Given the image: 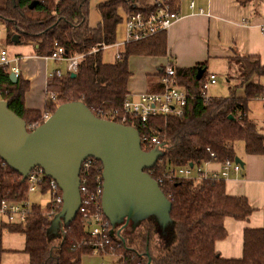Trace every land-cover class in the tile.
I'll use <instances>...</instances> for the list:
<instances>
[{
  "label": "trees",
  "instance_id": "1",
  "mask_svg": "<svg viewBox=\"0 0 264 264\" xmlns=\"http://www.w3.org/2000/svg\"><path fill=\"white\" fill-rule=\"evenodd\" d=\"M239 5H252L254 16L260 15L261 0H236ZM125 0H105L98 4L100 23L90 27L89 0H2L0 21L6 30V42L36 46L35 55L50 56L57 46L63 56L81 54L74 76H52L46 89L55 101H45V109L54 112L57 106L82 102L95 116L134 127L140 138L158 137L155 144L142 147L158 149L162 155L151 169L150 176L158 181L170 203L171 225L161 234L152 218L144 220L133 233L129 228L112 227L114 241L105 246L104 255L117 256L118 264H264V228L246 227L243 232L242 257L223 258L215 250V242L227 235V217L244 221L253 209L242 197L229 195L222 180L173 179L168 181L164 171L170 166H199L206 162H236V146L244 144L246 154L264 155V136L248 115L247 103L264 96L260 77L264 64L257 55L235 54L228 60L225 80L227 96L201 97L206 77V63L190 68H177V76L189 103L182 117H153L147 122H122V105L130 94L127 86L131 72L128 58L165 56L166 37L163 33L152 38L125 43L123 54L113 63L102 61V51L115 43L116 28L121 18L119 6ZM9 69L0 65V99L26 125H41V112L25 107L27 81L20 74L17 82L9 78ZM200 73V75H199ZM231 81L237 83L232 84ZM183 82L185 84H183ZM151 91H158L153 85ZM240 92H242L240 94ZM211 154L217 160L211 159ZM2 185L0 201L21 200L26 191L21 176L9 168L0 169ZM33 214L24 225L7 226V232L23 235V250L28 264H81L83 255L92 254L84 219L77 213L68 224L59 223L56 232L54 217L46 215L48 205L34 204ZM5 253L0 241V258Z\"/></svg>",
  "mask_w": 264,
  "mask_h": 264
},
{
  "label": "water",
  "instance_id": "2",
  "mask_svg": "<svg viewBox=\"0 0 264 264\" xmlns=\"http://www.w3.org/2000/svg\"><path fill=\"white\" fill-rule=\"evenodd\" d=\"M13 43L19 41L17 34ZM72 73L71 76H74ZM200 75V73H199ZM12 82H17L13 72ZM162 153L145 152L138 131L131 126L95 116L82 102L64 103L33 131L0 100V158L21 176L39 166L62 191L63 205L54 216L53 235L59 223L73 221L80 207L79 170L83 160L93 157L103 166L102 207L112 227L131 231L152 218L161 234L171 225L170 203L157 181L145 171ZM236 162L241 163L240 159ZM128 225V226H127Z\"/></svg>",
  "mask_w": 264,
  "mask_h": 264
},
{
  "label": "built area",
  "instance_id": "3",
  "mask_svg": "<svg viewBox=\"0 0 264 264\" xmlns=\"http://www.w3.org/2000/svg\"><path fill=\"white\" fill-rule=\"evenodd\" d=\"M183 0H142V5L125 7V15L123 17L125 25L126 43H133L152 38L158 34L166 32L180 16V8ZM195 3L190 0L189 8L193 10ZM207 9H200V13H204ZM264 33V31H263ZM63 48L57 46L50 56L45 59H53L55 61H66V74L76 73L78 63L82 58L81 54H75L72 57L63 56ZM121 53H117V58L121 57ZM0 65L7 67L9 72H13L18 78L20 68L16 60L9 57L5 48H0ZM62 77L59 69L47 73V78L52 76ZM159 86L158 91L147 90L139 94H129L124 100L122 110V122H147L153 117H182L187 107L190 97L187 94L177 76V68L173 66L170 59L165 61V65L157 70ZM217 82L215 74L208 73L202 85L201 97L209 99L208 90ZM2 100V99H0ZM46 100L55 101V95L46 92ZM45 100V101H46ZM262 102L264 108V96L257 99ZM53 112L44 109L41 112L42 122L46 121ZM37 126L26 125V129L31 132ZM260 135L264 136V125L258 128ZM158 141L157 136L150 139L144 138L142 142L147 145L155 144ZM143 148V147H142ZM212 160H217L211 154ZM215 165L214 169L210 166ZM9 165L0 158V169L8 170ZM241 163L226 160L219 162H206L199 166H170L165 173V179L171 181L173 179L187 180H222L225 183L239 178L241 175ZM103 166L100 161L93 157H88L81 162L79 170V193L80 207L77 213H80L84 219V225L89 235L88 245L92 247V254H105V246L110 245L115 239V235L111 232V222L104 215L102 207L103 194ZM235 177V178H234ZM26 186L25 195L21 200L4 199L0 201V241L4 232H7V226L24 225L27 218L33 214L34 204L31 202L30 195H47L44 202L36 205L46 206L48 209L46 215L48 217L56 216L62 209L63 199L62 191L57 182L48 177L44 170L37 166L30 170L23 181ZM159 187L163 186V179L157 181ZM2 179L0 178V187ZM115 255V254H114ZM108 256V255H104ZM111 256V255H110Z\"/></svg>",
  "mask_w": 264,
  "mask_h": 264
},
{
  "label": "crops",
  "instance_id": "4",
  "mask_svg": "<svg viewBox=\"0 0 264 264\" xmlns=\"http://www.w3.org/2000/svg\"><path fill=\"white\" fill-rule=\"evenodd\" d=\"M103 1L105 0H96L92 9L98 11V4ZM193 1L195 3L193 10L189 8L190 0L182 1L180 18L163 33L166 37L165 56L133 55L140 57L143 67L136 71L134 63L131 64V67L128 66L130 72L131 70L135 71V74L131 72L128 80L127 89L130 94L135 95L152 90L151 87L156 86L158 82L156 71L165 65L167 59L176 58V56L181 66H190L193 63L197 65L204 61L207 63L206 70H211L208 73L215 75L221 71H223L222 73L227 72L228 60L235 54L257 55L260 60L264 61V0H261L262 16L253 15L251 4L241 6L236 0ZM202 8L207 10L200 13ZM99 19H101L100 14ZM205 32H207L206 40L203 36ZM199 41H206V59L199 55L197 48L190 46ZM28 47H30V52L19 49H15L13 54L8 50L7 52L9 57L16 60L20 73L24 75L25 78L22 77L28 84L26 92H29L35 100L32 103L25 98V107L31 111L42 112L45 109L47 71L45 72L39 63L41 56L35 55L34 48L36 46L28 45ZM0 48H3L1 44ZM185 58L189 61L185 62ZM259 81L264 87V79L261 77ZM254 121L256 122V120ZM262 125H264V121L257 124L258 127ZM238 158L241 161V175L239 178L234 177L235 179L225 183V190L229 195L235 196L233 191L230 192L232 187L248 181L253 182L246 184V188L242 185L235 188L239 193L247 195V202L253 212L244 221L231 217L224 220L227 235L224 239L215 242V250L221 257L232 259L242 257L243 232L246 227L264 228V155H246ZM215 167V165L210 166L211 169ZM82 258L81 264H85L82 262Z\"/></svg>",
  "mask_w": 264,
  "mask_h": 264
},
{
  "label": "rangeland",
  "instance_id": "5",
  "mask_svg": "<svg viewBox=\"0 0 264 264\" xmlns=\"http://www.w3.org/2000/svg\"><path fill=\"white\" fill-rule=\"evenodd\" d=\"M95 1L96 0H89L88 22H89L90 27H97L99 24V21H100L98 11L96 9H92ZM0 2H1V0H0ZM125 4H127L126 7L131 8L132 6L142 5V0H125ZM125 10L126 9H124L122 4L118 8V15L121 18V21L117 25V28H116L115 43L110 45V46L105 47L102 51L101 57H102V61H104V63H113L117 59V53L123 54L124 46L126 43L125 31H124L125 25H124V20H123V17L125 15ZM259 12H260V15L262 16L263 15L262 5H260ZM260 15H258V16H260ZM91 19H92V21H91ZM206 33L207 32L203 33L205 40L207 39ZM0 44L3 46V48L8 50L11 54H13L15 49H19L20 51H27V52L29 51L30 52V47H28V45L13 43V42L12 43L6 42V30H5L4 26L2 25L1 21H0ZM190 46H191V48H197L199 50V55L203 56V59L207 58L206 41L195 42V43L191 44ZM40 58L41 59H39V63L42 66V69L45 72L47 71L46 73L53 72L56 69H59L62 73V76L66 75V68H67L66 61H64V60L55 61L53 59L45 60L44 57H40ZM203 59H202V61H203ZM170 61L173 64V66L176 68H189V67H193L196 65L195 63H193L190 66H181L177 56H176V58L175 57H172V59L170 58ZM184 61L188 62L189 60H187L185 58ZM133 63H134V69L136 71H139L142 69L143 66L141 65L140 57H137V56L129 57L128 58V66L131 67V64H133ZM199 63H204V61L199 62ZM263 63H264V61H263ZM206 65H207V63H206ZM209 71L211 72L210 69L206 70V75L208 74ZM131 72H134V74H135V71L131 70ZM222 72L223 71H221L220 73H218L216 75L218 77L216 84L209 88L208 94L210 96H227L228 95V88H227V83L225 80V74L226 73H222ZM46 73H45V76H46ZM21 75L24 77L23 74H21ZM262 78L264 79V76H262ZM46 81H47V78H46ZM231 82H232V84L237 83L236 81H231ZM183 84H185V83L183 82ZM241 93L242 92H240V94ZM25 98H27V100H30L32 103L35 102L34 98L32 96H30L29 92H26V95L24 93V99ZM247 107H248V115H250V117L252 119L254 118L253 120H256L257 124H261L264 121V108H263L262 103L256 99H254V100H251L247 103ZM260 127L261 126H259V127L257 126V128H260ZM246 155H254V154H246L244 151V144L242 142H238L237 146H236V156L237 157H244ZM252 183L253 182L248 181L246 183L236 184L235 187H232V190H230V192L233 191V194L235 196L242 197V198H245L247 200V198H246L247 195L239 193L235 188L238 187L239 185H242L244 188H246V184H252ZM30 199H31V202L33 204H38L39 202H44L47 199V195L31 194ZM132 232L134 233L135 230ZM23 241H24L23 235L20 233L4 232L3 236H2V247L5 249V253L0 258V264H28V258L26 256V254H24L22 252ZM116 260H117V256L114 254L111 256H101L99 254H86L82 258V262H84L85 264H100V262H102V264H113V263L118 264V261H116Z\"/></svg>",
  "mask_w": 264,
  "mask_h": 264
},
{
  "label": "flooded vegetation",
  "instance_id": "6",
  "mask_svg": "<svg viewBox=\"0 0 264 264\" xmlns=\"http://www.w3.org/2000/svg\"><path fill=\"white\" fill-rule=\"evenodd\" d=\"M145 152H150V151H147L145 148H142ZM152 151V150H151ZM158 160V159H157ZM157 162V161H156ZM155 165V164H154ZM124 225V222L121 223V225L119 226V228H121L122 226ZM128 226V225H127ZM125 228H128V227H125Z\"/></svg>",
  "mask_w": 264,
  "mask_h": 264
}]
</instances>
